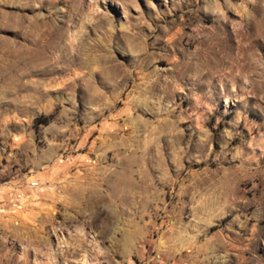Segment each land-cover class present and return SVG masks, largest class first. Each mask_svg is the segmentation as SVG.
Returning <instances> with one entry per match:
<instances>
[{"label": "rangeland", "instance_id": "374dc122", "mask_svg": "<svg viewBox=\"0 0 264 264\" xmlns=\"http://www.w3.org/2000/svg\"><path fill=\"white\" fill-rule=\"evenodd\" d=\"M0 264H264V0H0Z\"/></svg>", "mask_w": 264, "mask_h": 264}, {"label": "trees", "instance_id": "16d2710c", "mask_svg": "<svg viewBox=\"0 0 264 264\" xmlns=\"http://www.w3.org/2000/svg\"><path fill=\"white\" fill-rule=\"evenodd\" d=\"M38 122H48L49 115H40L37 117Z\"/></svg>", "mask_w": 264, "mask_h": 264}]
</instances>
